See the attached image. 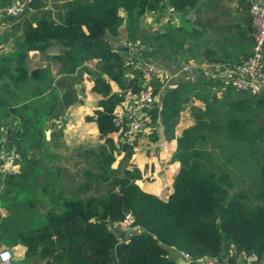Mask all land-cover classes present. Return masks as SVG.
<instances>
[{"label": "trees", "instance_id": "trees-1", "mask_svg": "<svg viewBox=\"0 0 264 264\" xmlns=\"http://www.w3.org/2000/svg\"><path fill=\"white\" fill-rule=\"evenodd\" d=\"M215 1L73 0L63 3L62 13L53 17L49 10H42L45 0H27L23 14L36 13L13 25L19 37L10 51L0 54V128L5 130L1 147L14 149L13 163L18 165L15 172L3 176L0 172V205L6 211L0 216V246L22 245L30 263L44 258V264H177L170 252L220 258L222 242L227 240L261 260L263 97L201 76L179 81L162 93L159 108L149 113L151 125L161 126L165 138L173 137L185 103L191 101L193 113V124L176 137L171 159L178 161L179 168L165 201L142 191L134 182L140 171L126 167L135 143L125 142L120 134L111 136L116 132L113 111L122 99L120 94L141 88L139 69L126 66L124 52L113 50L120 26L128 43L138 40L147 49L140 58L156 65L164 64L156 59L160 56L186 59L196 49L194 55L201 62L236 63L248 48V26H242L239 15L216 22L217 26L215 20L204 25L209 4ZM8 3L3 0L0 5ZM168 8L180 20L177 29L169 26V17L159 34L137 30L145 12ZM208 30L212 36L208 37ZM199 38L204 39L201 45ZM52 44L61 47L60 53L47 56L57 63L54 73L47 62L28 67V52L44 53ZM83 73L99 96L92 114L85 116L94 121L98 136L94 145L69 149L61 142L57 124L64 110L80 101L75 87L80 86ZM109 81L120 93L111 92ZM158 85L155 81L154 92ZM207 136L227 142L228 156H233L231 162L237 168L232 170L241 180L244 175L245 187L230 191L228 169L204 149L193 150V144ZM149 137L157 139L155 133ZM43 151L56 161L48 165L33 159ZM68 155L76 159L71 167V162L61 161ZM126 214L131 215L132 225L143 230L118 239L110 225Z\"/></svg>", "mask_w": 264, "mask_h": 264}, {"label": "built area", "instance_id": "built-area-1", "mask_svg": "<svg viewBox=\"0 0 264 264\" xmlns=\"http://www.w3.org/2000/svg\"><path fill=\"white\" fill-rule=\"evenodd\" d=\"M27 0H9L5 6L0 5V19L6 16L20 15L25 7ZM244 5L249 17L248 48L241 59L236 63H197L192 59L177 62V69L167 78L164 69L145 61L139 57L143 50L137 43H127V53H124L123 60L125 65L130 67L134 64L139 70L137 74L140 78L141 88L135 92L126 89L120 95L122 99L114 108L115 134H120L122 140L133 145L151 129L150 113L153 108H159L161 87L153 91V81L161 80L163 84L168 83L169 78H175L180 72L189 73L194 69L199 76L206 80L218 81L224 85H230L238 91L247 92L252 95H259L264 98V0H245ZM171 9V8H169ZM137 46L134 48V46ZM118 46L113 50L119 51ZM131 53L133 56H127ZM135 59V60H134ZM137 59V60H136ZM158 82V81H157ZM166 86V85H163ZM120 90L118 89V92ZM160 97V96H159ZM134 148V147H133ZM17 165V164H16ZM18 167V166H17ZM132 217L126 214L123 219L111 225V229L121 238L120 234L128 233L131 229ZM140 231V227L132 228ZM181 254V264H261L256 253L253 251L238 250L235 260L231 261L228 257H192L187 253ZM11 252L8 249H0V264H9Z\"/></svg>", "mask_w": 264, "mask_h": 264}, {"label": "rangeland", "instance_id": "rangeland-1", "mask_svg": "<svg viewBox=\"0 0 264 264\" xmlns=\"http://www.w3.org/2000/svg\"><path fill=\"white\" fill-rule=\"evenodd\" d=\"M222 1L223 0H218V1L210 3V8H209L208 12H206V16H208V17L204 21V25H207V23H212L215 20V26H217V25L222 24L223 21H225L228 17H233L232 15H230V13H231V5H229V2L232 1V0H224V3L228 4L229 7H226V5ZM244 7L245 6L243 4L242 8L240 9V11H242V13L245 14V16L242 15V17H245V18L241 17L240 19L242 20L241 21L242 22V26L244 28H246V26H248V31H249V20H247V18H246V16H248V14H247V12L245 10L246 8H244ZM23 12L20 15L12 16V17H14V19H11V20L6 19V15H4L2 19H0V32L3 31V37H5L8 33H11L10 35H8L6 37V39L4 41L0 42L1 43L0 44V54L4 53V51H6V50L12 49L11 46L13 44V41L18 39L19 35H16V33H18L19 31L17 30V32H15V28L13 27V25L14 24H18L21 21V19H23L26 16L25 14H23ZM214 12H216L215 17L213 15H210V16L208 15V13L209 14H212V13L214 14ZM169 17L171 18L172 24L168 23L167 19ZM216 17H217V19H215ZM199 22H200V20H199ZM216 22L220 23V24H217ZM228 22H230V21L228 20L227 23ZM166 23H168L170 27L173 26L175 29H177L180 26V20L176 17V13L172 12L171 9H168V10L167 9L166 10L160 9L158 12H145V14L142 16V20L140 21V24L137 25V30L138 31L145 30V31L151 32V34H153V35H156V34H159L161 31L165 30ZM182 25L184 26V23ZM118 33L119 34H118V37H117V41H113V42H114L115 46L117 45L119 47L117 49L120 50L121 47H124V46L127 47V43L129 42V41H127V39L125 37V30H124L123 24L120 26V28L118 30ZM212 34L213 33H212L211 30L207 31L208 37L212 36ZM215 39L216 40H220L219 37H217V36H215ZM203 40L204 39L199 38L197 40V43L199 45H201ZM135 42L140 44L138 42V40H135ZM220 42H223V41H220ZM185 44H187V43H185ZM136 47L137 46L135 45L134 48H136ZM144 49L147 51L146 48H144ZM144 49L139 54L145 55L146 52H145ZM196 50H192L191 51V52H193V55L195 54ZM46 52L47 51H45L42 54L38 53V52H35V53L28 52V57L26 58V64L28 65V67H35V66L42 65L45 62V60H46L47 66L50 69L54 70L55 65H54L53 60H49V58H46L47 56L44 57L45 55H48ZM125 53H127V51ZM129 55L133 56L131 53H128L126 55V57L129 56ZM191 56L192 55H190V57ZM139 57H140V55H139ZM192 60H194V62H197V63H204V64L211 63V62H207L206 60H203L202 62H199V60H200L199 58H196V59L192 58ZM213 62H216V61H213ZM217 62H219V61H217ZM87 66L91 67L92 65L88 64ZM130 67L131 68H137L134 64H131ZM86 78H87V74L83 73L82 77H81L82 81H81L80 86H76L75 87L77 92H78V94H79V100L80 101H77V102H74V103L88 101L87 99H85V95H83V93L81 94L79 92L80 88H82V92L85 89H87L83 85V80L86 79ZM157 81H159V80H157ZM154 82H155V80L153 81L151 86L154 84ZM90 85H91V83H90ZM217 95H220L219 91L217 92ZM90 102H91V104L94 103L93 100H90ZM190 104H192L191 101L185 103L184 107H183L184 110H182L181 113L179 114L182 117L181 122H183L184 124L188 123L187 126H191L193 124V119H192L193 118V113H192V111L190 109ZM194 104L195 105L198 104L200 106V103H198V102H194ZM71 105H73V104H71ZM71 105H69L64 110V115L67 117V119L66 120H61L57 124L58 127L61 129V142H62V144H64V146H66L69 149L78 146L77 145L78 142L79 143H83V144H81L83 146L94 145L96 143L97 137L93 136V137H89V139L87 137V140H86L83 137V135L76 134V130H77L76 129L77 124H76V121H75L76 117H73V116L71 117L69 115V112L73 111L72 108H71ZM69 107H70V111L67 112ZM201 107H203V105ZM73 115H74V112H73ZM184 116H189L190 119L187 122H185V119H184L185 117ZM69 119H71V120H69ZM67 124H69L70 127ZM51 130L55 131L56 129L53 127ZM65 134L69 136V137L65 138V139H67V142H68L67 144L68 145L62 139L63 135H65ZM45 136L48 138V133L47 132L45 133ZM111 136L113 138H115L116 134L112 133ZM2 141L3 142L5 141V130H4V127H3V130H2V128H0V172H1V175L3 176L5 173L15 172L17 170V166L18 165L13 163V159L17 156V153L14 151L13 148H11L9 150L6 147H1V142ZM227 146H228V144H227V142L224 139H220V138L214 137V136H212V137H208L207 136V138H205V140H203V142L196 141L193 144V150L204 149V151H207L209 153V157L212 160L217 161V162H221L228 169V171H229V180L232 182V187H231L230 191H233V190H236L238 188L245 187L243 181L246 178L244 177V175H241V177H242V180H241L240 177H239V174L235 173L232 170V167H235L232 164L235 163V162H231L233 160V156H230V157L228 156V154H230L231 150L226 149ZM49 147H50L51 150H53V147L51 145ZM135 147H137V142L135 143L134 148ZM64 153L68 154V152H64ZM69 157H70V155H68L67 158L61 159L62 157H59L58 159H61V161L64 162V163L71 162V163H68V166L71 167L73 165V162H76V159H69ZM33 159L34 160H38L39 159V160H41V162H45L48 165L51 164L52 162L56 161L55 159L51 158V155H50L49 152H44V151L42 152V155L41 154L39 155L38 153L34 154L33 155ZM115 164H116V161L113 162L111 164V166H115ZM236 170H237V168H236ZM247 173L251 174V170L247 171ZM48 192H50V190H47L46 193H48ZM5 213H6V211H5L4 207H2L0 205V216H2V215L4 216ZM0 249H8L11 252L10 263H13V264H44V262H45V259L42 258L41 261H37L35 263L31 261L32 263H30L29 262L30 258H28L27 256L25 257V255H24L25 248L22 245H20V244H16V245H13V246L2 245V246H0Z\"/></svg>", "mask_w": 264, "mask_h": 264}, {"label": "crops", "instance_id": "crops-1", "mask_svg": "<svg viewBox=\"0 0 264 264\" xmlns=\"http://www.w3.org/2000/svg\"><path fill=\"white\" fill-rule=\"evenodd\" d=\"M9 1V0H7ZM73 0H45V6L43 7L42 10H49L50 15L55 17V14L57 13H62V4L65 2H69ZM3 2V0H0V3ZM224 3V0L222 1ZM245 3V0H232L229 2V5H231V13L233 17L236 15H239L240 17L243 15L245 16L240 9L242 8V5ZM226 7H229L228 4L224 3ZM210 8V4L208 7V10ZM169 9V8H168ZM246 10V9H245ZM36 12L35 11H30L29 13L25 14V17H29L30 15H34ZM118 14L123 17L124 13L123 11L119 10ZM208 15H213L215 17L216 12L214 14H209ZM233 17H231V20H233ZM247 25V24H246ZM249 33V32H248ZM247 33V35H248ZM3 37V31L0 32V38ZM118 37V36H117ZM117 37L115 38L114 41H117ZM113 41V40H112ZM1 44V43H0ZM114 44V42H113ZM115 45V44H114ZM12 47V46H11ZM6 50L4 52L10 51ZM48 55H54L58 54L61 51V47L58 46L57 44H52L49 48L46 50ZM35 53V52H31ZM42 54V53H41ZM45 55L44 57L48 56ZM161 57V56H160ZM156 58L157 60H163L164 64H161V66L164 69V75L165 77H169L175 68L177 67V62L178 61H185L183 58H176V59H171V58ZM47 58V57H46ZM196 59L197 56L193 55V57H187L186 59ZM44 59V58H43ZM45 60V59H44ZM200 61V60H199ZM46 62V60H45ZM44 62V63H45ZM151 62V61H150ZM43 63V64H44ZM212 63H219V62H211V66L215 67L217 64H212ZM42 64V65H43ZM155 64V63H153ZM39 65V66H42ZM55 68L54 70L51 69L52 73H54L57 63L54 62ZM156 65V64H155ZM263 65H264V54H263ZM195 77V74L193 73H183L180 72L175 78H169L167 84H163L162 81H158L159 86L161 87L160 95L158 93V99L159 101L161 100L162 93L170 88H173L177 85L179 81H190L192 78ZM91 81L88 79L83 80V85L85 89L82 93L85 95V99L88 101L86 102H78V103H73L71 105L72 112H69V115L72 117H76V134L83 135V137L87 140V137H97V129L94 121L91 120H85V116H90L92 114L93 109L96 107L97 100L99 99L98 95H95L91 91V86L90 85ZM166 85V86H163ZM109 86L111 89V92L117 93L118 88L116 84L113 81H109ZM160 96V97H159ZM90 100H93L94 103L91 104ZM184 110V109H182ZM181 110V111H182ZM70 111V107L67 110V112ZM179 112V114L181 113ZM74 112V115H73ZM185 122H187L190 118L189 116H184ZM67 117L63 113V120H66ZM181 115H179L178 120L174 126L173 129V137L172 138H165L162 134V128L161 126H157L153 124L151 126V129L149 130V133L145 134L142 138H140L137 141V147L133 149V153L131 154L130 158L126 161V167L131 168L135 167L140 171V178L136 179L134 182L137 184V186L144 192L148 194H152L156 197H158L160 200L165 201L168 197V195L172 192L171 184L172 180L175 176V174L178 171L179 168V163L176 160L171 159V156L175 150L176 147V137H178L182 130L186 127H188V123L184 124L181 122ZM193 119V118H192ZM71 120V119H69ZM69 127L70 125L67 124ZM155 133V136L157 137L156 140H151L149 137L150 134ZM66 137H69L68 135H63V141L67 144V139ZM83 138V139H84ZM69 140V139H68ZM77 140V139H76ZM78 141V140H77ZM85 143V142H84ZM83 143H79L77 145H81ZM68 145V144H67ZM122 154H120L118 157H116V161L121 158ZM118 162H116L115 166L117 165ZM112 166V167H115ZM221 257H228L231 260H234L236 254H237V249L233 246V244L230 241L224 240L221 245ZM170 255L173 257V259L176 260L177 264H181V254L178 251H172L170 252ZM261 263L264 264V255L261 258Z\"/></svg>", "mask_w": 264, "mask_h": 264}, {"label": "clouds", "instance_id": "clouds-1", "mask_svg": "<svg viewBox=\"0 0 264 264\" xmlns=\"http://www.w3.org/2000/svg\"><path fill=\"white\" fill-rule=\"evenodd\" d=\"M117 46V45H116ZM125 53V52H124ZM185 60H187V59H185ZM199 62H201V61H199ZM175 69H177V67L175 68ZM192 70H194V69H192ZM192 70H191V72H189V73H193V74H195V77H197V76H199V74L195 71V72H192ZM193 79V78H192ZM190 81H192V80H190ZM184 107V105L182 106V109H184L183 108ZM114 224V223H113ZM136 226H134V225H132V222H131V229H130V231L128 232V233H122V234H120V236H121V238L111 229V225H110V229L113 231V233L115 234V236L118 238V239H123V240H126L127 239V236H128V234L130 233V232H137V231H135V230H133L132 228H135ZM137 227H140V226H137ZM140 231H142L143 229L140 227ZM140 231H138V232H140ZM237 251H238V249H237ZM245 251V250H244ZM257 255V254H256ZM11 260V259H10ZM231 260V259H230ZM234 260H235V258H234ZM234 260H231V261H234ZM259 260V259H258ZM260 263H261V260L259 261ZM262 264V263H261Z\"/></svg>", "mask_w": 264, "mask_h": 264}, {"label": "water", "instance_id": "water-1", "mask_svg": "<svg viewBox=\"0 0 264 264\" xmlns=\"http://www.w3.org/2000/svg\"><path fill=\"white\" fill-rule=\"evenodd\" d=\"M118 48H119V47H118ZM120 51H122V52H126V51H127V47H126V46L121 47V48H120ZM192 72H195V70H192Z\"/></svg>", "mask_w": 264, "mask_h": 264}]
</instances>
